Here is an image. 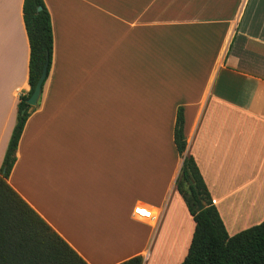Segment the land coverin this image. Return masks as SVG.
Masks as SVG:
<instances>
[{
	"label": "crops",
	"instance_id": "0c3cea01",
	"mask_svg": "<svg viewBox=\"0 0 264 264\" xmlns=\"http://www.w3.org/2000/svg\"><path fill=\"white\" fill-rule=\"evenodd\" d=\"M42 1L50 68L6 182L87 264L186 256L178 107L227 235L264 221V0ZM22 4L0 0V167L29 90ZM73 232L109 247L86 255Z\"/></svg>",
	"mask_w": 264,
	"mask_h": 264
},
{
	"label": "trees",
	"instance_id": "16d2710c",
	"mask_svg": "<svg viewBox=\"0 0 264 264\" xmlns=\"http://www.w3.org/2000/svg\"><path fill=\"white\" fill-rule=\"evenodd\" d=\"M41 7L40 11L37 8ZM22 18L29 44V90L18 98L17 115L0 167V264H87L6 182L32 107L26 104L53 47L49 13L42 0H23ZM183 109H176L173 142L182 158L175 181L194 230L180 264H264V221L228 236L194 160L184 155ZM204 208L197 211L198 205ZM118 264H142L134 256Z\"/></svg>",
	"mask_w": 264,
	"mask_h": 264
},
{
	"label": "rangeland",
	"instance_id": "374dc122",
	"mask_svg": "<svg viewBox=\"0 0 264 264\" xmlns=\"http://www.w3.org/2000/svg\"><path fill=\"white\" fill-rule=\"evenodd\" d=\"M226 1V0H225ZM224 2V1H223ZM228 2H231V0H228ZM239 3L240 6L244 5L247 0H238L237 1ZM127 93V92H126ZM130 96V94L128 95ZM126 99V98H125ZM125 99H122L121 97H119V99H115L112 95V100H119V101H126ZM127 99L129 100L130 98L127 97ZM132 123V122H131ZM130 123V124H131ZM131 131V130H130ZM72 237L74 240H76L81 248L84 250V254L86 255H89V254H94V253H90L91 251V247L94 246L95 248L96 247H102L101 249H105V248H108L109 247V244H106L107 241H105V239L102 237V239L98 238L99 236H95L96 239H93L94 236H87L86 234H75L74 232L72 233ZM106 238V237H105ZM93 240H95V243L93 245V243H90V242H93ZM90 244V245H89ZM93 247V248H94ZM89 252V253H88ZM105 254V253H104ZM175 260V259H174ZM148 264H152L151 260L150 262H148ZM171 264H176V263H171Z\"/></svg>",
	"mask_w": 264,
	"mask_h": 264
},
{
	"label": "water",
	"instance_id": "95a60500",
	"mask_svg": "<svg viewBox=\"0 0 264 264\" xmlns=\"http://www.w3.org/2000/svg\"><path fill=\"white\" fill-rule=\"evenodd\" d=\"M41 10V7H38L37 8V11H40ZM47 66H48V62L46 61V63L44 64L43 66V69H42V72H41V75L34 87V90L31 94V96L26 100V104L29 106V107H36L37 106V103H38V100H39V97L41 95V91H42V86H43V83L46 79V76H47V73H48V70H47ZM204 208V205L203 204H199L198 205V208H197V211H200Z\"/></svg>",
	"mask_w": 264,
	"mask_h": 264
},
{
	"label": "built area",
	"instance_id": "2783aa9c",
	"mask_svg": "<svg viewBox=\"0 0 264 264\" xmlns=\"http://www.w3.org/2000/svg\"><path fill=\"white\" fill-rule=\"evenodd\" d=\"M134 215L140 219H148L151 217L150 212L143 208L134 209Z\"/></svg>",
	"mask_w": 264,
	"mask_h": 264
}]
</instances>
